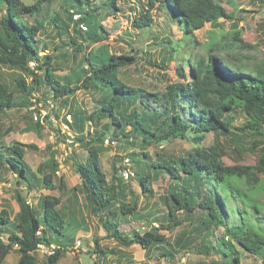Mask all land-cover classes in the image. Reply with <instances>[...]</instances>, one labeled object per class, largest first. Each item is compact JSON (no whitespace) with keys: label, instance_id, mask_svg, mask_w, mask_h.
I'll return each mask as SVG.
<instances>
[{"label":"rangeland","instance_id":"rangeland-1","mask_svg":"<svg viewBox=\"0 0 264 264\" xmlns=\"http://www.w3.org/2000/svg\"><path fill=\"white\" fill-rule=\"evenodd\" d=\"M35 1L21 0L26 5H32ZM88 1V5L74 4L70 8L66 0H46L43 11L27 20L28 23L36 21L43 24V33L37 38L45 44V48H39V55L54 56L55 75L58 77L76 71V63L83 53L95 52L102 47L110 55L133 57L134 63L121 68L116 76L125 85L151 94H164L168 85L177 81H190L192 65L200 59H229L232 65L240 67L243 72L255 71L256 68L264 70V3L248 0L223 2L222 6L230 19L207 23L193 34L185 35L167 17L164 8L157 7V0H153L155 4L151 9L147 5L150 0H117L113 6H106L104 0ZM141 8L153 16V24L138 30L132 23L140 15ZM68 14L71 17L78 16V20L88 19L77 23V30L81 34L75 33ZM2 15L0 11V19ZM52 17H57L67 26L68 36L55 35ZM235 28L239 30V42L233 39ZM87 34L101 36L102 40L93 43L86 38ZM69 37L81 45V51H77L69 42ZM210 48L211 52L208 51ZM33 65L29 67L32 69ZM36 73L41 77L40 72ZM179 73L184 77L179 76ZM0 80L17 103L14 109L0 113V146L18 143L35 147L24 149L23 157L24 165L30 171L28 179H35L31 188L19 180L17 173L9 170L6 163L0 168V212L5 211L9 216V223L0 226V240L3 243L7 241L8 233L15 231L14 218L18 212L15 191H19L26 203L38 211L39 216L42 215L39 209L42 198L49 197L59 203L57 209L66 225L70 244L65 245V251H60L54 264H235V254L240 257L239 264H260L246 257L235 245L236 252L226 250V257L217 242L218 238L224 239L223 228H206L202 222L205 216L202 210L178 214L175 227L171 231L161 232L165 242L150 250H143L135 244L125 247L113 238L115 230L128 240L135 232L143 233L150 227L158 226V221L164 215L163 195L167 189L177 185L176 181L163 175L150 179V192H143L136 178L138 173H149V169L139 163L140 159L143 163L147 161L142 154L146 152L153 160L177 159L195 147L207 149L212 146L216 141L211 134H204L203 142L198 145L192 141L196 135L193 132L183 139H170L150 145L141 143L135 136L130 137V141L123 140V143L104 139L94 145L90 136L100 131L106 121L103 119L94 125L81 120L85 114L93 111L97 94L77 90L72 96L64 98L67 102L62 104V99L52 98L49 90L44 92L41 89L38 93L24 90L30 87L31 76L3 65H0ZM42 92L45 93L44 97L41 96ZM37 95L40 99L38 103L34 100ZM232 120L234 139L231 142H223L222 139L217 141L221 147L220 161L227 167H252L260 156V148L250 152L251 139L234 130L243 124L246 117L236 114ZM81 136L85 138L83 142L77 140ZM91 147L98 150L99 164L108 179L113 174L112 166L121 169L115 174L120 179L123 193L121 202L129 207L135 205L136 209L134 213L124 214L125 210L121 211L117 204L112 209L114 216H109L110 223L115 224V227L111 226L108 233H105L99 221H105L107 217L90 211L75 169L78 163L87 159ZM125 171L131 172L132 177L125 178ZM43 176L51 179L50 190L44 187ZM258 180L264 182V177L259 176ZM254 185L246 181L239 184V188L262 205L264 197L251 195L252 188L258 187ZM217 189H213V192ZM223 208L228 217V227L237 222L234 209H238V212L247 209L238 200L226 201ZM260 209V215L264 217V207ZM95 240L103 256L91 253L95 249ZM54 246H39L34 253L35 264H51L48 263V257L53 255L51 247ZM18 259L17 252L12 251L2 264H17Z\"/></svg>","mask_w":264,"mask_h":264},{"label":"trees","instance_id":"trees-1","mask_svg":"<svg viewBox=\"0 0 264 264\" xmlns=\"http://www.w3.org/2000/svg\"><path fill=\"white\" fill-rule=\"evenodd\" d=\"M116 1L104 0V4L113 6ZM234 1L237 0H157V7L164 8L167 17L185 35H191L207 23L230 19L222 3ZM248 1L264 3V0ZM45 2L46 0H37L32 5H26L21 0H0V11L3 12L0 19V65L31 76V85L28 90H24L29 93L49 90L52 98L62 99V104L67 102L64 98L72 96L77 90L97 94L93 111L85 114L81 120L94 125L103 119L106 121L100 131L90 136L94 145L104 139L123 143V140L130 141L132 136L141 143L150 145L170 139H183L190 132L196 134L192 141L197 145L203 142L204 134H211L216 141L207 149L195 147L177 159L153 160L144 152L142 157L147 161L143 163L140 159L139 163L144 164L143 168H148L149 173L136 174L143 192H150V179L163 175L176 181L177 185L167 189L163 195L164 215L158 221V226L150 227L143 233L135 232L128 240L115 230L114 240L125 247L135 244L143 250H150L165 242V236L161 232L171 231L175 227L178 214L202 210L205 212L202 222L206 228L220 227L224 230L225 240H217L224 255L227 254L226 250L236 252L235 245L246 257L264 264V217L260 215V207H264V204L246 196L239 188V184L247 181L258 186L252 188L251 195L259 194L264 197V182L258 180L259 176L264 177V70L256 68L255 71L243 72L240 67L232 65L229 59H200L192 65L190 81H177L168 85L164 94H151L125 85L116 76L121 68L134 63L133 57L110 55L102 47L95 52L83 53L76 63V71L58 77L55 75L54 56L39 55V48H45V44L37 38L43 33V24L27 21L43 11ZM88 2L66 0L70 8L74 4L88 5ZM154 4L153 0L147 2L150 9ZM68 18L75 33L81 34L77 30V23L88 19L73 20L69 14ZM51 21L57 37L68 36V28L63 22L57 17H52ZM152 24L153 16L148 10L143 12L141 8V13L133 20L132 26L142 30ZM234 31L233 39L239 42V30L235 28ZM86 38L93 43L102 40L101 36L94 34H87ZM69 42L77 51L82 50L73 37H69ZM211 50L212 48L208 51ZM30 64H34V71L29 67ZM36 71L41 73V77ZM179 76L184 77L181 73ZM44 92L41 93L43 97ZM34 100L40 102L38 95ZM16 106L12 93L0 80V113ZM236 114H243L246 120L234 130L251 139L250 152L260 148V156L252 167H227L220 161L221 147L217 141L222 139L223 142H231L234 139L231 124ZM155 125L157 127L150 131ZM77 140L83 142L85 138L81 136ZM32 148L35 147L18 143L0 146V168L6 163L7 168L16 172L19 180L29 188L33 186L35 179H28L30 171L25 167L23 157L24 149ZM75 169L90 211L107 217L105 221L99 219L105 233H108L111 226L115 227V224L110 223L109 216H114L112 209L117 204L121 211L125 210L124 214L135 212V205L129 207L121 202L123 193L120 179L115 177L121 169L117 170L112 166L113 174L108 179L101 169L95 147L88 149L87 159L78 163ZM42 183L47 189L52 188L49 176H43ZM215 188L218 189L213 192ZM15 193L18 203V212L14 218L15 231L8 233L6 243L0 240V264L12 251L19 255L17 264H35L34 253L39 246L49 248L52 244L55 246L53 255L48 257V263H56L60 251H65V245L70 244L66 225L57 209L58 201L49 197L42 198L39 203L42 215L39 216L38 211L26 203L19 191ZM236 200L246 205L247 209H241L240 212L234 209L237 222L228 227L223 204ZM8 223V214L0 212V226L4 227ZM94 246L91 253L103 256L97 240L94 241ZM239 260L238 254H235L233 262L239 264Z\"/></svg>","mask_w":264,"mask_h":264},{"label":"built area","instance_id":"built-area-1","mask_svg":"<svg viewBox=\"0 0 264 264\" xmlns=\"http://www.w3.org/2000/svg\"><path fill=\"white\" fill-rule=\"evenodd\" d=\"M73 18V20H78V16H73L72 17ZM123 176L125 177V178H128V176H131L132 177V173L131 172H123ZM52 249H53V247H51Z\"/></svg>","mask_w":264,"mask_h":264}]
</instances>
